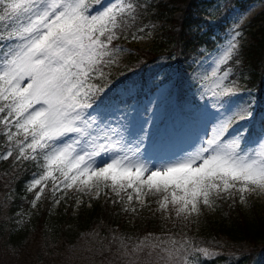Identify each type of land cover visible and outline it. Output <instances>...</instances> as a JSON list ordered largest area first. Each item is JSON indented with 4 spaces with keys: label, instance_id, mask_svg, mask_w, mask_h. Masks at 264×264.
Here are the masks:
<instances>
[{
    "label": "snow or ice",
    "instance_id": "6c2138e0",
    "mask_svg": "<svg viewBox=\"0 0 264 264\" xmlns=\"http://www.w3.org/2000/svg\"><path fill=\"white\" fill-rule=\"evenodd\" d=\"M89 9L88 0H0V22L9 21L11 29L7 35L0 29V125L11 143L0 152V161L38 162L42 157L45 171L32 183L44 186L35 194L33 205L49 179L53 191L77 184L81 191L103 186L117 196L124 192L129 202L135 193L142 205L148 193L159 194L163 197L160 207L172 205L177 216L199 213L201 204L209 206L222 199V193L233 203L237 195L241 203H247L249 195L264 192V140L244 151L241 137L225 139L235 123L251 114L248 106L215 125L211 138L185 160L156 168L141 157L145 137L125 143L119 126L97 125L89 109L108 85L89 81L96 73L103 77L100 69L111 59L108 48L125 16L131 18L136 7L111 0L100 13ZM237 46L230 43L220 63L231 58ZM212 76L217 73L213 71ZM228 76L225 71L219 79ZM197 86L201 99H213V108L220 106L222 98L239 93L234 87L217 85L220 90H213L209 97L205 88ZM163 92L159 89L157 98ZM109 154L110 160L98 165L97 159ZM150 239L156 238L149 233L135 247H118L116 264H179L166 246L147 243ZM178 251L182 259L191 248L181 244ZM198 251L207 255L205 250Z\"/></svg>",
    "mask_w": 264,
    "mask_h": 264
},
{
    "label": "trees",
    "instance_id": "16d2710c",
    "mask_svg": "<svg viewBox=\"0 0 264 264\" xmlns=\"http://www.w3.org/2000/svg\"><path fill=\"white\" fill-rule=\"evenodd\" d=\"M102 1L96 3L99 5ZM253 1L228 2L229 6L246 8ZM130 2L136 11L131 18L125 16L117 38L108 48L111 59L101 67L102 73L112 65L115 57L112 51L119 46V40L130 42L145 35L149 20L167 22L171 26L163 28L151 46L134 48L135 53L122 69L121 77L96 98L89 112L107 103L143 101L171 79L172 65L188 61L202 47L209 51L216 49L228 28L226 14H208L205 0ZM176 10L181 12L178 19L175 18ZM8 24L7 20L0 22V29H5L4 35L11 30ZM249 27L252 42L243 44L242 52L231 64L236 66L242 59V71L247 70L249 74L247 85L259 94L264 89V11L251 20ZM99 76L96 73L90 82H98ZM129 88L133 92L124 96ZM259 110L258 117L262 109ZM258 117L251 128L255 140L264 134V122H258ZM10 147L5 129L0 125V152ZM44 171L42 157L38 162H17L12 158L0 161V264H116L118 247H135L149 233L156 239L147 243L166 246L179 264H264V217L256 212L253 218H248L237 200L225 206L226 214L220 219L210 220L205 231L189 233L178 227L166 230L154 218L131 226L126 215L111 205V198L85 201L73 215L77 200L73 196L65 213L60 210L54 214L60 192L53 191L48 181L39 200V213L32 216L30 222L14 227L15 215L28 212L34 200L36 191H30L34 177L38 179ZM181 244L191 248L182 259L178 251ZM200 249L207 255L198 251Z\"/></svg>",
    "mask_w": 264,
    "mask_h": 264
},
{
    "label": "rangeland",
    "instance_id": "374dc122",
    "mask_svg": "<svg viewBox=\"0 0 264 264\" xmlns=\"http://www.w3.org/2000/svg\"><path fill=\"white\" fill-rule=\"evenodd\" d=\"M205 1L207 5L204 8L208 14H226L228 21V28L225 34L222 35L224 40L216 49L209 51L202 47L188 61L172 65L171 80L161 85L141 102L136 100L114 102L107 108L102 107L100 112L95 109L99 114H95V111L89 112L97 117L98 126L108 128L119 126L121 129L120 134L123 136L125 143L140 141L141 137H145L142 141L141 157L152 168L185 160L190 154L197 151L203 142L211 138L212 129L215 125L245 106L250 108L251 114L235 123L226 134L225 139L241 137V148L244 151L255 149L264 140V134L257 141L251 137V125L259 108L262 110L258 122H264V89L262 93L258 94L256 90L247 85L246 80L249 74L247 70L242 71V59L238 60L236 66L231 64L233 59L242 52L243 44L252 42L249 24L255 16L264 11V0H254L246 8L235 4L229 6V0ZM116 2L127 3L128 0H116ZM88 3L90 4L89 10L93 9L92 6L95 4L93 0H88ZM110 3L111 0H105L98 10L92 11V14L102 12ZM180 8L181 5L178 9ZM180 16V10H176L175 18L178 19ZM170 26L171 24L167 22L151 20L149 21L150 31L148 35L139 38L137 43L130 44L139 47L151 46L162 29ZM236 31L241 34L239 37L235 36ZM124 43L125 41L121 42L122 45ZM230 43H236L238 46L231 58L225 57V63H220V58L229 48ZM131 53L132 50L126 47H120L113 51L112 54L115 57L112 66L106 73H103V77L101 75L97 77L98 82L89 81V83L103 86L106 81L107 89H109L116 79L118 80L121 77L122 69ZM239 69L240 72H238ZM213 71L217 73V76H212ZM225 71L229 72L228 78L220 80L219 77H222ZM197 83L207 90L209 97L213 90H220L217 85L234 87L238 89L239 93L222 98L219 102L220 106L213 108L214 101L212 98H200L201 89L197 86ZM159 89H164V92L157 98ZM131 92H133V89L129 88L125 91L124 96ZM106 131L105 128L100 134L103 135ZM110 158V154L102 155L97 159V163L103 165ZM48 181L53 185L51 179ZM57 184H59V180H57ZM43 186L42 184L33 187L32 184L30 190L31 192L36 190L39 192ZM80 188L81 186L77 184L70 189L59 191L60 197L57 199L59 203L55 202L53 213H58L60 210L65 213L73 196H76L77 199L73 215L85 201L90 203L92 200L111 198V205L115 206L116 209H120L126 215V219L131 226L137 225L148 218H154L166 230L178 227L183 232L200 233L207 229L210 220L220 219L225 215V206L233 202L228 194L222 193L223 198L216 199L209 206L201 204L199 213L177 216L176 208L172 205H168L167 209L160 207L163 197L159 194L148 193L144 197V204L142 205L136 199L135 193H133V200L129 202L124 192L117 196L109 188L103 186L91 190L84 189L83 191ZM128 192H131V189ZM121 197H124V199L121 200ZM236 200L242 204L248 218H253L256 212L264 217V192L249 195L247 203H241L238 195L235 198ZM39 208V200L35 201V206L32 202L28 212L21 211L15 215L12 225L18 227L30 222L32 216L39 213ZM132 209H135V211H132Z\"/></svg>",
    "mask_w": 264,
    "mask_h": 264
},
{
    "label": "bare ground",
    "instance_id": "6f19581e",
    "mask_svg": "<svg viewBox=\"0 0 264 264\" xmlns=\"http://www.w3.org/2000/svg\"><path fill=\"white\" fill-rule=\"evenodd\" d=\"M253 9V8H252ZM252 9H251V11H252Z\"/></svg>",
    "mask_w": 264,
    "mask_h": 264
}]
</instances>
